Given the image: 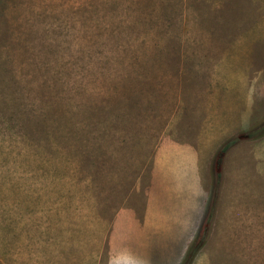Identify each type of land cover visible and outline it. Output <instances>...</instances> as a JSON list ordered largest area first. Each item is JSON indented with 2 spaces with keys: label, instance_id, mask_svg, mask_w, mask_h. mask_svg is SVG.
Returning <instances> with one entry per match:
<instances>
[{
  "label": "rangeland",
  "instance_id": "rangeland-1",
  "mask_svg": "<svg viewBox=\"0 0 264 264\" xmlns=\"http://www.w3.org/2000/svg\"><path fill=\"white\" fill-rule=\"evenodd\" d=\"M0 264H264V0H0Z\"/></svg>",
  "mask_w": 264,
  "mask_h": 264
},
{
  "label": "crops",
  "instance_id": "crops-1",
  "mask_svg": "<svg viewBox=\"0 0 264 264\" xmlns=\"http://www.w3.org/2000/svg\"><path fill=\"white\" fill-rule=\"evenodd\" d=\"M178 147L179 146L172 145V149L166 151L167 153H165V155H166L165 157L167 159V160H165V162H166L167 166L169 165V163L167 161L171 160V161L175 162L173 164L174 165V169H173L174 174L167 175V177L169 178L168 185H170L172 187V188H168L170 191L169 195H171V200L175 204H178L180 201L181 202L184 201V192L186 195H188L190 192V188H192L194 190H196L198 188V185L196 183V179L199 177V174H198L199 173V171H198V166H199L198 156L192 150L189 151V149H186V148L184 150H180ZM194 157H195V159H194ZM190 166H192V168L194 169L193 171L191 170ZM149 212L150 211L147 210V212H145V218L143 217V219L145 221L147 220L146 223H148V221H151ZM128 213H131V212H128ZM166 213H168V214H166L164 216L163 219L165 221H163V222L166 223V221H167L168 227L176 228L179 231L181 229L185 230L186 228L191 227V225L193 223H195V221L198 220L197 218H199V215H195V212H194V215L191 216L189 214L188 208H185L183 210V209H178L176 207H173V208H171V210L167 211ZM118 218H119V220L124 219V222L121 226V227H123V233L128 234V236H129L131 234V231H130L131 227H133L134 235H131L130 237L134 236V238H135L136 233L138 231V227L137 226L135 227V225H136L135 222H137L136 216L135 215L131 216V215L125 213L122 216H118ZM172 218H174V219L171 220ZM176 222H179L180 225L177 226ZM189 223H190V225H189ZM146 227L149 228V225L146 224ZM151 227L152 226H150V228ZM173 256H174V252L171 253V257L173 259H177Z\"/></svg>",
  "mask_w": 264,
  "mask_h": 264
},
{
  "label": "flooded vegetation",
  "instance_id": "flooded-vegetation-1",
  "mask_svg": "<svg viewBox=\"0 0 264 264\" xmlns=\"http://www.w3.org/2000/svg\"><path fill=\"white\" fill-rule=\"evenodd\" d=\"M217 164V163H216Z\"/></svg>",
  "mask_w": 264,
  "mask_h": 264
}]
</instances>
